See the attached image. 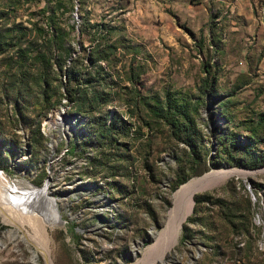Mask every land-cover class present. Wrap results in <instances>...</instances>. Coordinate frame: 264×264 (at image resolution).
Here are the masks:
<instances>
[{
	"label": "rangeland",
	"instance_id": "obj_1",
	"mask_svg": "<svg viewBox=\"0 0 264 264\" xmlns=\"http://www.w3.org/2000/svg\"><path fill=\"white\" fill-rule=\"evenodd\" d=\"M97 30L116 65L100 61L113 81L94 114L121 121L103 140L65 94L58 42L49 74L36 59L57 34L80 70ZM64 108L80 114L69 143L46 123ZM225 164L157 244L175 194ZM0 173L10 203L17 182L52 176L51 264H264V0H0ZM2 210L0 264H48L20 237L28 220Z\"/></svg>",
	"mask_w": 264,
	"mask_h": 264
},
{
	"label": "bare ground",
	"instance_id": "obj_2",
	"mask_svg": "<svg viewBox=\"0 0 264 264\" xmlns=\"http://www.w3.org/2000/svg\"><path fill=\"white\" fill-rule=\"evenodd\" d=\"M78 121L79 120L75 119L76 126L78 125ZM46 123L50 128L49 130L59 126L60 131L63 130L66 136L67 134H70L71 136L74 134V131L73 129H71L70 125V117L67 115L65 108L56 116L49 118ZM229 167L231 166H226L223 171L214 170L212 173H209L201 178L192 181L184 189L175 194L174 206L169 212L168 220L164 229L159 233L157 244H164L166 248L170 246L174 231L177 228L188 205L194 199L195 194L198 191L211 189L216 185L225 182L232 175L227 171L228 169H230ZM249 172L254 173L255 170ZM6 178L7 177H5L3 173H0V184L4 183L3 180H6ZM213 180H218V182H213ZM15 185L18 189L22 188V191L14 195L15 199L13 201L11 200V203L7 200H4L6 196L2 197L0 194V216H3L5 214V210L2 209H6L13 211L15 216L22 217L28 220L32 228V232L28 235H21L20 237L28 242L32 241L33 243H35L41 254L46 257L48 264H51L48 257L47 239L45 237V234L47 226L53 227L54 225L63 222L61 212L58 209V199L50 197V184L49 186L48 184L47 186L44 185L41 188L32 186L29 183L21 184L20 182H17ZM13 193L14 192H12V194ZM6 194H10L11 196V191L7 190ZM52 207L54 209H52ZM15 231V229L9 230V236L10 233H14ZM155 248L156 246H148L145 249L144 254H152ZM34 251L33 256L35 258L39 257V253Z\"/></svg>",
	"mask_w": 264,
	"mask_h": 264
},
{
	"label": "trees",
	"instance_id": "obj_3",
	"mask_svg": "<svg viewBox=\"0 0 264 264\" xmlns=\"http://www.w3.org/2000/svg\"><path fill=\"white\" fill-rule=\"evenodd\" d=\"M100 36H102V32L97 30L94 35V40L96 41V43L95 45H93L89 53V59L91 63L89 62L85 64V67L80 70H76L74 68L72 62L74 61V59L72 58L73 50L71 45H67L64 43L63 36H59L58 39L57 34L56 38L54 37L52 40H49L50 46L48 50L50 52V56L47 54V52H38L36 59L41 60L42 58L44 76L46 74H49V61L55 56L52 50V45L53 42H58L57 44L61 46V51L57 54L56 60L59 63L61 69L63 68V66H66L65 75L67 83L65 85V94L72 105L77 107V110L79 112L89 114V125L93 126L94 124V127L98 131V139L103 140L104 138L107 139L109 137L112 128L115 129L116 127L118 128V126H120L121 121L117 119V115H114V119L108 123V116L103 112H101L100 116H96L94 114L95 111H102L104 106L109 101V96L104 92V88L105 85H109V80L113 81V73L108 71L106 67L100 63V61L107 60L109 62V65H116L113 60L109 59L110 53L107 49L109 47L107 46L108 41L101 40V38L99 39ZM67 60H69L70 64L67 63ZM108 76H110L111 78H108ZM129 79L131 82H134L133 77ZM102 84L105 85L101 90L100 87L102 86ZM131 101L134 106H138V96L133 97ZM95 125L98 126L96 127Z\"/></svg>",
	"mask_w": 264,
	"mask_h": 264
},
{
	"label": "water",
	"instance_id": "obj_4",
	"mask_svg": "<svg viewBox=\"0 0 264 264\" xmlns=\"http://www.w3.org/2000/svg\"><path fill=\"white\" fill-rule=\"evenodd\" d=\"M67 115L70 117L71 129H73L74 134H76V132H77V126L75 124V119L79 120L80 119V114H78V113H67ZM71 137L72 136L70 134H67V136H66L67 143H69V141L71 140ZM50 161H51V158H50ZM225 165L229 166V164H225ZM51 179H52V176L49 175L48 178L46 179L44 185L47 186V184H48V186H49V184L51 183L50 182ZM79 185H81V184H79ZM85 185L88 186V187H92L93 186V184H91L90 182H86ZM51 192H52V190H50V194H51ZM8 230L9 229H5L4 232H7Z\"/></svg>",
	"mask_w": 264,
	"mask_h": 264
}]
</instances>
